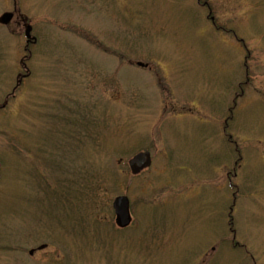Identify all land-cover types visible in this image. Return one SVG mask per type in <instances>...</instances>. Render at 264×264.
<instances>
[{"label": "rangeland", "instance_id": "rangeland-1", "mask_svg": "<svg viewBox=\"0 0 264 264\" xmlns=\"http://www.w3.org/2000/svg\"><path fill=\"white\" fill-rule=\"evenodd\" d=\"M14 11L0 264H264V0H0Z\"/></svg>", "mask_w": 264, "mask_h": 264}, {"label": "water", "instance_id": "water-1", "mask_svg": "<svg viewBox=\"0 0 264 264\" xmlns=\"http://www.w3.org/2000/svg\"><path fill=\"white\" fill-rule=\"evenodd\" d=\"M14 17L13 12L4 13L0 21L2 24L7 25L11 22ZM32 26L26 27L25 36L27 43L35 41V37H32ZM139 65H143L139 63ZM152 165V155L149 151H142L135 154L129 161V167L134 175L140 174L145 169ZM115 212V222L120 228L128 227L132 222V215L130 211V199L125 195L117 196L112 203Z\"/></svg>", "mask_w": 264, "mask_h": 264}, {"label": "flooded vegetation", "instance_id": "flooded-vegetation-1", "mask_svg": "<svg viewBox=\"0 0 264 264\" xmlns=\"http://www.w3.org/2000/svg\"><path fill=\"white\" fill-rule=\"evenodd\" d=\"M16 11H14V17L16 16ZM13 17V18H14ZM19 22V24H22V25H24L25 26V29H26V27L28 26V25H30V24H28L27 22H26V19L25 18H21V20L20 21H18ZM32 32H33V27H32ZM32 37H35L33 34H32ZM37 38L35 37V41L33 40L32 42H29V43H26V50H28L29 49V47L31 46V45H35V44H37ZM28 77V75H26V74H24V75H22V76H20V78H19V83H21L24 79H26Z\"/></svg>", "mask_w": 264, "mask_h": 264}]
</instances>
